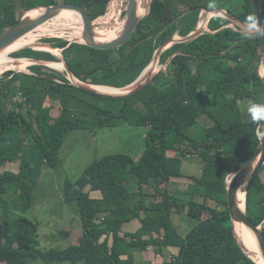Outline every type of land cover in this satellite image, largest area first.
Wrapping results in <instances>:
<instances>
[{"label":"trees","instance_id":"trees-1","mask_svg":"<svg viewBox=\"0 0 264 264\" xmlns=\"http://www.w3.org/2000/svg\"><path fill=\"white\" fill-rule=\"evenodd\" d=\"M57 1L0 0V34L24 10ZM61 1L83 4L94 18L105 13L109 2ZM201 8H222L246 23L255 19L249 0H152L148 14L118 48L101 50L80 42L67 45L60 38L43 40L63 48L62 56L79 81L122 88L139 76L159 44L175 33L185 36L195 29ZM148 9L149 3L138 14ZM63 11L82 24L78 12ZM230 23L223 16H212L211 31L167 47L159 57L162 63L172 56L167 71L158 70L141 89L125 97L89 91L42 64L29 65L31 73H0V264L34 260L152 264L136 261L133 252L153 247L162 253L167 245L178 247V253L158 264H256L234 233L226 179L254 152L264 127V121L242 116L238 104L246 100L247 105H264V78L259 74L264 36H248ZM50 52L23 47L12 56L58 61ZM17 93L24 102H11ZM46 99L58 104L57 116L44 106ZM201 115L212 125H201L197 120ZM122 122L147 127L144 151L137 158L124 153L103 156L75 181L65 179L63 201L77 212L81 234L65 248L40 249L39 224L25 213L35 201L43 168L57 170L62 144L77 127L103 129ZM192 154L201 161L200 175H185L182 170L183 159ZM15 161L16 171H1L6 162ZM185 176L190 183L184 191L188 194L184 214L196 223L181 232L172 221L174 196L168 187L171 179ZM87 186L100 196H90ZM208 200L221 208L208 205ZM245 203L247 215L264 233V164L247 187ZM133 219L140 226L121 233L125 221Z\"/></svg>","mask_w":264,"mask_h":264},{"label":"rangeland","instance_id":"rangeland-1","mask_svg":"<svg viewBox=\"0 0 264 264\" xmlns=\"http://www.w3.org/2000/svg\"><path fill=\"white\" fill-rule=\"evenodd\" d=\"M126 1L127 0H122L121 2L120 0H116L114 8L116 9L117 4L120 3L122 4L121 7L125 8ZM147 1L148 0H138L135 2L137 6H141ZM104 16L105 13L100 15L99 16L100 18L98 20H101ZM123 17H124V11L118 17V22H120L121 19H123ZM61 20L63 21V17L61 18ZM97 23H98L97 27L94 30V36H99V34H102L104 30L102 28V23L101 22H97ZM74 38L76 40L81 41V39L78 37H74ZM43 39L44 38L40 39L38 41L39 43H35V45L29 43H23L22 41L21 46L18 49L23 47H31V48L34 47V48H40V49H45L47 51H51L57 56L60 54L62 55L61 51L60 53L58 52L56 53L55 47H51L50 45L43 43L44 42ZM61 39H63V37ZM14 51H16V49L8 53L9 57L10 56L13 57L12 53ZM263 57L264 55L262 56V59ZM157 64L159 65L158 66L159 68L161 64L158 61ZM27 67L28 65L25 67L26 70H28ZM47 67H49L50 69H55L50 66ZM25 68H15V69H7V70L26 72ZM55 70L61 72L58 69ZM157 71L158 69L156 70V72ZM260 71H261L260 72L261 76L264 78L263 76L264 73L262 72V70ZM63 72H65V69L63 70ZM71 81L74 82L72 79ZM11 89H15V88L12 87ZM125 89H127V87ZM44 106L50 109V113L52 116H57L60 113L58 104L51 99H46ZM19 111L20 112L18 113L21 116H24L22 110ZM23 111L25 112V109H23ZM242 116L244 117L248 116L247 108L242 110ZM146 130L147 127L145 126L122 122L119 125L106 127L103 129H91L88 128L87 126H81V127H77L75 130H73L70 134L66 136L59 153V157L61 158L62 161L61 165L57 168V170L52 168L51 169L43 168L42 178L40 179L39 184L35 191V201L31 209L25 213L26 217H28L32 221L38 222L39 224L38 235H39L40 249L47 250L50 248H56V249L65 248L66 246L75 243L76 239L81 234L82 227L77 212L75 211L72 205H69L68 203L63 201L62 192H61L63 181L65 179H68L70 181H75L83 172V170L93 160L99 159L106 155L124 153L132 157L139 156L145 149ZM173 152L174 151L171 150L168 151V153L171 155L173 154ZM189 156H191L189 157V159H183V165H182L183 172L188 169H192L190 170L192 173L197 172V175H200L202 171L201 169L202 167H200L202 166L201 161H198L197 159L198 156L196 154H192ZM17 167H18V161L6 162L1 167V171L5 169L16 171ZM190 174L191 173L188 172L187 175ZM189 183H190V179L188 178V176L182 178H174L172 179L168 187L169 192L174 196L175 199L171 204L172 213H179V214L181 213L183 215L182 217L175 216V220H176L175 225H177L178 223L177 226L179 228V231L181 232H184L186 228L189 230L196 223V221L193 218H190V216L184 214L187 206L185 200L188 199V194H186L184 191L188 187ZM132 188H134V186ZM178 188H180L181 190H178ZM85 190L89 192L90 196H94L96 194L100 195V192L94 191L93 189H89L88 186L85 188ZM12 192L13 191H11V193ZM13 196L14 195H9V198ZM206 202L210 206L221 208L219 204H216V202L212 200H208ZM125 229L127 228L125 227L124 224L121 233L127 231ZM62 230H67L69 232L68 234L65 233L61 234L60 231ZM129 232H133V231H129ZM148 248H150V251L147 254L144 253L140 254L138 260L142 258H148L149 260L146 259V261L150 262V258H151L150 256L152 255L153 253L152 251H154V249L153 247H148ZM176 252L177 250H175L174 253ZM174 253H172L171 255L173 256ZM154 259L158 260V262L156 263L151 260L153 263L152 262L150 263L158 264L161 263L159 261L162 260V257L158 258L157 256H154ZM27 264H71V263L69 262L45 263L41 260H34L28 262Z\"/></svg>","mask_w":264,"mask_h":264},{"label":"water","instance_id":"water-1","mask_svg":"<svg viewBox=\"0 0 264 264\" xmlns=\"http://www.w3.org/2000/svg\"><path fill=\"white\" fill-rule=\"evenodd\" d=\"M151 1L149 0V9L148 11L143 14L139 15L137 13V5L135 0H127L126 6L124 8V17H123V26L121 30L118 32L117 36L109 41L106 42H99L96 41L94 38V30L97 27V21L92 16L89 9L84 6L81 3L77 2H66V1H57L50 5H38L33 8L37 7H43L44 10L36 17L30 18L25 15L26 11L22 13L18 21L8 27H6L3 32L0 34V50L13 42L15 39L19 38L20 36L26 34L27 32L35 29L37 26H40L41 24L45 23L46 21L55 18L60 14L62 10L71 9L76 12H78L81 15L82 18V26L84 30V36L85 40L83 43L86 45L93 47L95 49H114L118 48L122 45H124L133 35L135 32L138 23L140 20L148 14V12L151 9ZM250 5L253 10L254 14V21L252 23H246L243 22L230 13H228L225 9L222 8H213L211 10L218 11L221 16L229 19L232 24L239 26L244 33H246L248 36H255L262 34L264 36V0H249ZM31 8V9H33ZM30 10V9H28ZM223 12V13H222ZM230 25V24H229ZM206 29L202 27H196L193 31H190L187 35L181 36L179 41L177 42H186L189 41L198 35L202 34ZM174 37H170L163 41L154 51V54L150 60V62L146 65V67L143 69V71L139 74V76L130 84L126 85L124 88V92L120 93H103L99 92L95 89L90 88L87 86L84 82L77 83L72 82L71 77L77 79L71 72L68 64L65 62L63 56L61 55V58L55 56L57 60L61 59L63 63L65 64V72L63 73L70 83L80 86L84 89H87L89 91L102 94L109 97H125L127 95H130L139 89H141L146 83H148L151 78L153 77L154 73L148 75L145 79H141L144 71L148 67V65L151 63V61L154 58H158L161 51L168 46L174 44ZM175 42V43H177ZM50 45L51 47H54L50 43H46ZM170 44V45H168ZM57 48V47H55ZM60 51L63 48H58ZM53 55V54H52ZM264 55V52L262 56ZM31 59L35 64H42L47 65L46 61L43 59ZM262 59V57H261ZM260 59V63L262 60ZM71 76V77H70ZM71 78V79H70ZM73 80V79H72ZM127 87V89H125ZM264 164V127L262 130V133L259 138V143L254 150V152L251 154L249 158H247L238 168H236L233 172H231L226 179V200H227V209L230 216V220L233 226L234 230V222L241 221L246 226H248L255 235V240L259 245V249L261 252V256L264 260V233L261 230V225L255 224L247 215L245 211V202H246V190L250 182L253 180L254 176L258 173V171L261 169L262 165ZM243 190L244 191V208L241 210L237 207L236 201H235V195L237 194V191ZM235 233V232H234ZM240 244V243H239ZM243 251L252 259V257L247 253V251L244 250L242 245L240 244ZM253 260V259H252ZM254 261V260H253ZM255 262V261H254ZM256 263V262H255ZM257 264V263H256Z\"/></svg>","mask_w":264,"mask_h":264},{"label":"bare ground","instance_id":"bare-ground-1","mask_svg":"<svg viewBox=\"0 0 264 264\" xmlns=\"http://www.w3.org/2000/svg\"><path fill=\"white\" fill-rule=\"evenodd\" d=\"M122 1V0H120ZM138 1V0H135ZM115 2L116 0H112V2L109 5V9L106 12L105 16L99 21L102 23V28L103 33L99 34V36H94L96 41L99 42H106L109 41L113 38H115L118 34V29L119 31L121 30L123 26V22H118V12L116 11L115 7ZM149 3V0L144 3L143 5ZM137 5V4H136ZM137 6V13L138 10L143 6ZM117 7H119V4H117ZM44 10L43 7L41 8H36V9H30L27 10L25 15L27 17L33 18L38 16L42 11ZM218 12V11H216ZM219 13V12H218ZM221 13V12H220ZM223 13V12H222ZM57 17H60L57 19L58 24L60 23V28L62 30H68L71 33L72 37H78L81 40H85L84 36V30L82 24L78 23L75 18H73L69 13L66 11H61L60 14ZM63 17V21L61 18ZM63 22V23H62ZM206 20L203 19L201 21L200 25L203 28L205 25ZM66 23V24H65ZM117 23V24H116ZM121 23V25H120ZM54 24V23H53ZM55 26V24H54ZM97 32V31H96ZM47 33V31H44V34ZM35 34L31 31L27 32L26 34L20 36L19 38L15 39L13 42L5 46L0 50V73L3 72L4 70L7 69H15V68H25L27 65L32 63V60L26 57L22 58H14V57H9L8 53L12 50H17L23 41V43H29L32 45H35L36 42H34L35 39ZM56 53H60V50L58 48H55ZM59 58H61V54L58 55ZM47 65L50 67H53L55 69H58L60 71H63L65 69V64L61 59L58 61H46ZM158 64H157V58H154L151 63L148 65L146 70L144 71L142 78L145 79L148 75L155 73L156 70L158 69ZM26 69V68H25ZM262 72L264 73V67L262 68ZM260 74V73H259ZM71 77V76H70ZM73 81L77 83H81L78 79H75L71 77ZM87 86H89L92 89H95L99 92L103 93H120L124 92V88H118V87H113V86H108V85H99V84H89L85 83ZM235 201L237 204V207L239 209L244 208V191L239 190L237 191V194L235 195ZM246 207V206H245ZM234 232L235 235L238 239V242L242 245L245 251L249 253V255L252 257V259L257 263V264H264V260L261 256V252L259 249V245L255 240V235L253 231L246 226L244 223L241 221H236L234 222Z\"/></svg>","mask_w":264,"mask_h":264},{"label":"built area","instance_id":"built-area-1","mask_svg":"<svg viewBox=\"0 0 264 264\" xmlns=\"http://www.w3.org/2000/svg\"><path fill=\"white\" fill-rule=\"evenodd\" d=\"M112 2V0H109V2H108V4H107V7H106V11H105V14H106V12L108 11V9H109V5H110V3ZM122 2V1H121ZM121 3L119 4V7H117L116 9V11L118 12V16H117V18L122 14V12L124 11V8H122L121 7ZM121 7V8H120ZM215 15H220V13H218V12H214L213 10H211V9H205V8H201L200 10H199V13H198V19H197V22H196V27H201V25H200V23H201V21H203V19H205L206 20V22H205V26H207V23H208V21H209V19L212 17V16H215ZM59 17H55V18H52V19H50V20H48V21H46L45 23H43V24H41L40 26H37L35 29H33V30H31V32H33L34 34H35V39H34V42H36V43H39L38 41L40 40V39H42V38H62L63 37V39L67 42V45L68 44H70L71 42H80V43H83V40H81V41H79V40H76L74 37H72L71 36V33L68 31V30H62L61 28H60V25L58 24V22H57V19H58ZM100 17L98 16V17H96L95 19H96V21H98V19H99ZM120 22H123V19H121V21ZM55 24V26H54V24ZM120 25H121V23H120ZM195 27V28H196ZM206 30H209L208 29V26H207V28H205ZM47 31V33H45L44 34V31ZM118 32H119V29L117 30ZM173 39H175L174 40V43L175 42H177V41H179V39L181 38V36L180 35H178L177 33H175L174 35H173ZM41 43V42H40ZM44 43V42H43ZM173 43V42H172ZM172 43H171V45H172ZM168 45H170V44H168ZM170 45V46H171ZM33 49H37V50H44V51H47V50H45V49H40V48H34L33 47ZM14 58H16V57H14ZM19 58H22V57H18L17 59H19ZM27 58V57H26ZM31 64H35L33 61H32V63H30L29 65H31ZM28 65V66H29ZM28 68V67H27ZM26 70V69H25ZM26 72L27 73H31L30 72V70L28 69V70H26ZM24 100H25V98L20 94V93H17V94H14V95H12V97H11V102H13V103H16V102H18V103H22V102H24Z\"/></svg>","mask_w":264,"mask_h":264},{"label":"crops","instance_id":"crops-1","mask_svg":"<svg viewBox=\"0 0 264 264\" xmlns=\"http://www.w3.org/2000/svg\"><path fill=\"white\" fill-rule=\"evenodd\" d=\"M169 47V46H168ZM166 49V48H165ZM165 49H163V50H165ZM162 50V51H163ZM62 51V50H61ZM162 51H161V53H162ZM160 53V54H161ZM160 54H159V56H158V58H157V61L159 62V57H160ZM171 57L172 56H170V57H168L164 62H162V63H160L161 65H160V67L158 68V70H160V69H162V70H164V71H167V66H168V63H169V61H170V59H171ZM263 59H264V57H263ZM263 59H262V62H261V64H259V73L261 72L260 70H262V68L264 67V64H263ZM47 61H49V60H47ZM61 72H63V71H61ZM155 74V73H154ZM260 75H261V73H260ZM264 76V75H263ZM238 104H239V107H240V110L242 109H245V108H247V101L246 100H240L239 102H238ZM243 107V108H242ZM242 110H241V113H242ZM197 120L199 121V123L201 124V125H204V126H210V125H212V122H211V120L208 118V117H206L205 115H201V116H199L198 118H197ZM172 151V150H171ZM173 154H174V152H173ZM171 155V154H170ZM138 156H136L135 158H137ZM184 159H187V158H184ZM189 159V158H188ZM197 160V159H196ZM192 161V160H191ZM199 161V160H198ZM201 167V166H200ZM199 167V168H200ZM190 170H192V169H188V170H186V171H184V173H186L185 175H187L188 174V172H190L191 174H197V172H195V173H192ZM190 174V175H191ZM171 181H172V179H171ZM171 181H170V183H171ZM178 190H181L180 188H178ZM94 191H97V192H99L98 190H94ZM95 197H99L100 195H94ZM93 196V197H94ZM173 200H175V199H172V201H171V204H172V202H173ZM174 206V205H173ZM172 207V206H171ZM175 216H180V217H182L183 215L180 213H172V215H171V217H172V221H173V223L175 224L176 223V220H175ZM125 227L127 228V229H125V230H127V231H134V230H136L138 227H139V220L138 219H133V220H129V221H125ZM177 225H178V223H177ZM176 225V226H177ZM178 227V226H177ZM186 231H188V229L186 228L185 230H184V232H186ZM153 250V249H152ZM175 250H177V252L176 253H174L175 252ZM178 250H179V248L178 247H176V246H170V245H167L164 249H163V251H162V253H157V252H155V251H152L153 253H152V255L150 256L151 258H150V262H152V261H154V262H158V260H155L154 259V256H157L158 258H161L162 257V260L161 261H159V262H162V261H164V260H168L170 257H172V253H174V255L175 254H177L178 253ZM150 251V248H147V249H145V250H142V251H139V250H137V251H134L133 252V257H134V259L136 260V261H138V262H143V261H146V259H148V258H142V259H139L138 260V257L140 256V254H142V253H144V254H147L148 252ZM122 256H124L123 258H125L126 256L125 255H122ZM142 260V261H141ZM149 260V259H148ZM152 260V261H151ZM153 263V262H152Z\"/></svg>","mask_w":264,"mask_h":264},{"label":"clouds","instance_id":"clouds-1","mask_svg":"<svg viewBox=\"0 0 264 264\" xmlns=\"http://www.w3.org/2000/svg\"><path fill=\"white\" fill-rule=\"evenodd\" d=\"M207 26H208V23H207ZM229 26H232V23H230ZM205 31H211V30L209 29ZM44 43H48V42H44ZM247 113L253 121H264V105L255 104V103L249 104L247 106Z\"/></svg>","mask_w":264,"mask_h":264}]
</instances>
